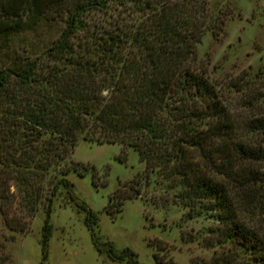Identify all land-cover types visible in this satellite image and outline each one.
Masks as SVG:
<instances>
[{
    "label": "trees",
    "instance_id": "16d2710c",
    "mask_svg": "<svg viewBox=\"0 0 264 264\" xmlns=\"http://www.w3.org/2000/svg\"><path fill=\"white\" fill-rule=\"evenodd\" d=\"M54 23L60 30L40 51L25 43L0 60L7 231L26 232L41 209L44 264L53 201L61 194L72 200L66 174L88 169L71 160L74 147L116 143L136 152L143 176L172 190L187 217H211L218 243L264 264V171L255 168L264 165V145L249 138L264 133V113L234 117L208 81L196 45L206 31L217 35L222 21L207 0H0L1 40ZM130 184L129 196L115 189L107 199L110 216L140 194L138 176ZM74 205L100 252L96 213ZM102 249L109 259L138 264L128 249ZM0 264H12L2 241Z\"/></svg>",
    "mask_w": 264,
    "mask_h": 264
},
{
    "label": "rangeland",
    "instance_id": "374dc122",
    "mask_svg": "<svg viewBox=\"0 0 264 264\" xmlns=\"http://www.w3.org/2000/svg\"><path fill=\"white\" fill-rule=\"evenodd\" d=\"M209 13L222 21L217 35L206 31L196 45L198 60L206 68L222 102L236 118L264 113V0H207ZM60 30V24L42 26L19 35L12 42L0 39V60L32 42L37 51ZM35 49V50H36ZM264 145V133L249 135ZM73 162L88 168L79 176L66 174L71 197L59 195L49 215L51 226L44 264H128L112 260L105 250L109 243L115 253L128 249L138 264H253L230 243H218L212 231L214 220L207 214L186 216V208L174 201L173 191L143 176L144 165L135 151L116 143L79 141L71 154ZM92 167V168H90ZM260 172L263 164H257ZM140 194L122 200L120 211H104L115 189L130 195L135 177ZM74 202L96 213L99 244L97 251L84 224V214ZM115 200L111 203L112 210ZM44 215L39 209L24 233L9 232L0 218V241L6 245L12 264H40L41 228ZM11 238H13L11 240ZM154 255V256H153ZM157 263H156V261Z\"/></svg>",
    "mask_w": 264,
    "mask_h": 264
},
{
    "label": "clouds",
    "instance_id": "9594fccd",
    "mask_svg": "<svg viewBox=\"0 0 264 264\" xmlns=\"http://www.w3.org/2000/svg\"><path fill=\"white\" fill-rule=\"evenodd\" d=\"M101 95L103 97L108 98V97H110V91L108 89H105V90L102 91Z\"/></svg>",
    "mask_w": 264,
    "mask_h": 264
}]
</instances>
